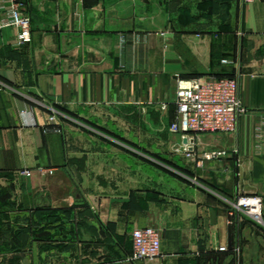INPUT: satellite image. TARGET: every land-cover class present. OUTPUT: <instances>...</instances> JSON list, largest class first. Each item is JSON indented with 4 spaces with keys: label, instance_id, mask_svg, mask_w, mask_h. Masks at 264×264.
Listing matches in <instances>:
<instances>
[{
    "label": "crops",
    "instance_id": "obj_1",
    "mask_svg": "<svg viewBox=\"0 0 264 264\" xmlns=\"http://www.w3.org/2000/svg\"><path fill=\"white\" fill-rule=\"evenodd\" d=\"M21 12L30 44L0 27V264H264V226L228 215L258 195L264 219V3L24 0ZM234 74L249 114L177 153V82ZM145 227L160 255L131 261Z\"/></svg>",
    "mask_w": 264,
    "mask_h": 264
},
{
    "label": "built area",
    "instance_id": "obj_2",
    "mask_svg": "<svg viewBox=\"0 0 264 264\" xmlns=\"http://www.w3.org/2000/svg\"><path fill=\"white\" fill-rule=\"evenodd\" d=\"M24 0H0V13L5 18L0 21V27H11L17 30V35L11 45L15 47L31 43L32 34L30 18L21 12ZM249 5L255 2L264 3V0H242ZM239 75L232 77L194 78L179 80L176 86L175 104L177 117L170 126V131L179 134L185 141L183 146L175 151L184 154L188 158L193 157L195 140L206 134H230L234 133L240 118L249 114L242 105L239 96ZM164 108V107H163ZM49 121L54 123L55 116H50ZM55 124V123H54ZM55 126V125H54ZM58 132L60 129L52 127ZM253 153L264 155V114L255 125ZM213 153L206 155L209 159L215 157ZM41 173L45 171L40 170ZM48 174L52 171L48 170ZM21 174L29 177L28 170ZM263 198L258 195H237L230 204L228 215L231 217L243 215L250 218L255 224L264 226L262 216ZM161 233L159 230L145 227L137 228L131 232V256L129 260H152L160 255ZM226 246H219V252H225Z\"/></svg>",
    "mask_w": 264,
    "mask_h": 264
},
{
    "label": "trees",
    "instance_id": "obj_3",
    "mask_svg": "<svg viewBox=\"0 0 264 264\" xmlns=\"http://www.w3.org/2000/svg\"><path fill=\"white\" fill-rule=\"evenodd\" d=\"M233 75H231V76H228V77H232Z\"/></svg>",
    "mask_w": 264,
    "mask_h": 264
},
{
    "label": "rangeland",
    "instance_id": "obj_4",
    "mask_svg": "<svg viewBox=\"0 0 264 264\" xmlns=\"http://www.w3.org/2000/svg\"><path fill=\"white\" fill-rule=\"evenodd\" d=\"M32 41V40H31Z\"/></svg>",
    "mask_w": 264,
    "mask_h": 264
}]
</instances>
